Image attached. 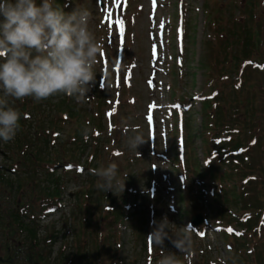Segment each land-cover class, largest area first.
I'll return each instance as SVG.
<instances>
[{
    "label": "rangeland",
    "instance_id": "obj_1",
    "mask_svg": "<svg viewBox=\"0 0 264 264\" xmlns=\"http://www.w3.org/2000/svg\"><path fill=\"white\" fill-rule=\"evenodd\" d=\"M54 4L66 12L78 4L90 9V28L101 42L96 80L83 101L62 94L15 101L22 125L14 139L0 140V264H156L161 251L183 259L168 239L163 250L148 244L150 222L167 216L175 232L199 215L204 221L192 228L191 264H218L219 256L264 264V64L242 61L245 56L264 61V0ZM243 6L255 12V49L242 46L241 31L232 23L242 24ZM116 46L128 64L121 66L129 71L128 89H121L122 78L116 87L110 66L102 65L104 57L115 60ZM208 78L217 80L213 89ZM239 82L242 92L235 91ZM206 94L215 101L208 116L199 105ZM117 96L118 107L112 104ZM176 102L183 104L181 112L175 108L169 114L165 106ZM143 112L152 116L151 123ZM217 114L223 125L214 122ZM85 126L90 132L80 143ZM131 128L146 138L138 153L126 145L132 132L125 129ZM236 139L244 148L237 165L217 158L207 163L202 152L212 153L215 141L229 140L225 145L231 146ZM109 161L125 179L122 192L96 189L91 170ZM208 164L213 176L197 174ZM108 204L130 217L111 218V210L103 208ZM5 252L9 262H3Z\"/></svg>",
    "mask_w": 264,
    "mask_h": 264
},
{
    "label": "clouds",
    "instance_id": "obj_2",
    "mask_svg": "<svg viewBox=\"0 0 264 264\" xmlns=\"http://www.w3.org/2000/svg\"><path fill=\"white\" fill-rule=\"evenodd\" d=\"M92 13L84 4L71 11L54 4V0H0V140L14 139L21 113L15 101L31 97L46 100L62 94L83 101L96 80V65L101 42L90 28ZM87 138L90 129L85 126ZM127 135L126 145L137 152L146 142L137 128ZM138 153V152H137ZM118 164L99 163L92 174L97 177L96 189L102 192L124 189L118 176ZM119 192V193H120ZM152 231L147 239L162 249L165 239L183 254L161 251L156 264H191L194 255L192 228H177L163 216L150 222ZM172 233L170 235L169 233ZM163 250V249H162ZM218 264H237L235 256H219Z\"/></svg>",
    "mask_w": 264,
    "mask_h": 264
},
{
    "label": "trees",
    "instance_id": "obj_3",
    "mask_svg": "<svg viewBox=\"0 0 264 264\" xmlns=\"http://www.w3.org/2000/svg\"><path fill=\"white\" fill-rule=\"evenodd\" d=\"M226 5V4H225ZM245 6V5H244ZM241 7V12L245 14V17L243 18V21H242V24H239V23H236L235 21H232V23H235V27H237L238 29V33H240L241 31V37L240 38L242 41V46L246 47L248 46L250 49H255L256 47V44H257V40H258V37H257V32H256V29H254V27L252 26L251 24V21H254L255 20L253 19V17L255 16V12L251 10V8L249 7ZM252 12V13H251ZM238 35V34H237ZM239 39V40H240ZM226 43H228V40H225ZM235 43V41H234ZM237 43V41H236ZM226 47V46H225ZM248 57H243L244 61L247 60ZM212 82V83H211ZM217 80L215 78H208L207 79V84H209L207 87H210L211 89H213L214 85L216 84ZM211 83V84H210ZM243 88V87H242ZM210 89V90H211ZM236 91H240L242 92V89H241V86H239ZM248 99L250 98H246V101H248ZM205 107H209V100L207 101H204L202 104H201V108L204 109V110H207L205 109ZM243 108H245V106H242ZM222 112V111H221ZM205 115H207L205 113ZM208 116V115H207ZM214 122L220 124V125H223L224 124V118L220 115L217 114ZM225 125H231V124H225ZM239 140L236 139L235 141H233L231 143L232 147L231 148H235L239 145ZM264 146V145H263ZM194 166H197V164H194ZM203 171V173H208L210 174L211 173V169L210 168H206L204 170H201L199 173L197 174H201ZM4 182H6V184H9V181L8 180H5Z\"/></svg>",
    "mask_w": 264,
    "mask_h": 264
},
{
    "label": "snow or ice",
    "instance_id": "obj_4",
    "mask_svg": "<svg viewBox=\"0 0 264 264\" xmlns=\"http://www.w3.org/2000/svg\"><path fill=\"white\" fill-rule=\"evenodd\" d=\"M110 13L109 14H107L106 15V19H108L109 17H110ZM118 24H122V21H119L118 22ZM162 26V25H161ZM119 30V29H118ZM153 54L155 55V46H154V48H153ZM102 55H103V53H102ZM156 106L153 104V105H149V112L151 113V110L153 109V108H155ZM174 107H177V106H174ZM147 119H148V121H149V123H151V121H152V116L151 115H149L148 117H147ZM253 143H255V141H253ZM117 155H118V153H117ZM228 231L229 232H231V231H233L231 228H229L228 229Z\"/></svg>",
    "mask_w": 264,
    "mask_h": 264
},
{
    "label": "flooded vegetation",
    "instance_id": "obj_5",
    "mask_svg": "<svg viewBox=\"0 0 264 264\" xmlns=\"http://www.w3.org/2000/svg\"><path fill=\"white\" fill-rule=\"evenodd\" d=\"M5 258H6V260L3 262H6V261L9 262L11 260V257H9L7 252H6ZM2 259H3V257H0V261H2Z\"/></svg>",
    "mask_w": 264,
    "mask_h": 264
},
{
    "label": "water",
    "instance_id": "obj_6",
    "mask_svg": "<svg viewBox=\"0 0 264 264\" xmlns=\"http://www.w3.org/2000/svg\"><path fill=\"white\" fill-rule=\"evenodd\" d=\"M198 221H199V220H197V221H194V220H193L194 223H196V222H198Z\"/></svg>",
    "mask_w": 264,
    "mask_h": 264
}]
</instances>
